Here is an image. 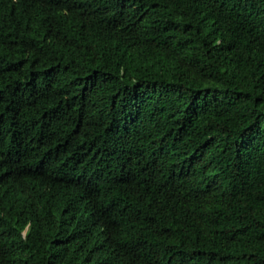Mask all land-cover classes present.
<instances>
[{"label":"trees","instance_id":"trees-1","mask_svg":"<svg viewBox=\"0 0 264 264\" xmlns=\"http://www.w3.org/2000/svg\"><path fill=\"white\" fill-rule=\"evenodd\" d=\"M0 264H264V0H0Z\"/></svg>","mask_w":264,"mask_h":264}]
</instances>
